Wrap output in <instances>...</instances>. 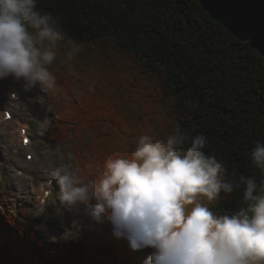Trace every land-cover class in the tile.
Here are the masks:
<instances>
[{"label":"trees","instance_id":"trees-1","mask_svg":"<svg viewBox=\"0 0 264 264\" xmlns=\"http://www.w3.org/2000/svg\"><path fill=\"white\" fill-rule=\"evenodd\" d=\"M37 8L66 33L49 66L58 91L46 104L57 116L45 136L68 151L84 179L96 180L108 159L129 156L139 136L166 138L177 129L205 134L206 155L260 179L249 152L264 142V59L197 0H37ZM68 40L82 45L72 60ZM2 199L0 189V206ZM241 202L237 189L209 207L232 214ZM113 235L108 244L50 247L0 208V264H144L151 249L133 250Z\"/></svg>","mask_w":264,"mask_h":264},{"label":"clouds","instance_id":"clouds-1","mask_svg":"<svg viewBox=\"0 0 264 264\" xmlns=\"http://www.w3.org/2000/svg\"><path fill=\"white\" fill-rule=\"evenodd\" d=\"M65 37L37 0H0V79L58 91L49 66ZM68 42L72 60L82 45ZM208 143L203 133L179 129L160 139L141 135L129 156L108 159L94 181L62 160L51 174L67 206L83 205L84 215L107 221L133 250L151 249L144 264H264V142L249 152L259 180L229 172L223 159L206 155ZM237 189L242 202L234 213L210 209L221 193Z\"/></svg>","mask_w":264,"mask_h":264},{"label":"rangeland","instance_id":"rangeland-1","mask_svg":"<svg viewBox=\"0 0 264 264\" xmlns=\"http://www.w3.org/2000/svg\"><path fill=\"white\" fill-rule=\"evenodd\" d=\"M0 83L6 87L15 84L21 91L20 98L13 101V109L18 108V111L23 114L36 108L35 115L28 120V127L33 138L31 144L36 153L33 158H38V161L30 169L21 163L13 162V155L16 151L14 150L15 152H13V149L8 146L11 144V141H7L8 144L5 145L2 141L3 139L0 137V189L3 192L4 211L10 209L17 216L18 220H23L37 234L46 237L50 247H53L56 243L72 242L76 237H80L83 242L94 241L102 244L112 242L114 240V233L107 221L102 223L96 222L89 217V221L85 223L83 222L84 220H81V218H78L71 212L72 209L81 210L82 205L79 207H69L59 199L60 186L49 169H53L57 161H70L68 159V151L66 157V153L63 152L59 143L48 141L44 136L51 123L47 124L46 122L45 128L41 127L45 125L43 124L44 115H51V121L56 118L53 109L45 102L47 93L43 92L39 86L26 88L23 83L14 81L11 77L0 79ZM3 105L0 104V109L3 108ZM19 115L17 113L15 117L20 118L21 115ZM46 120L49 121V119ZM17 155L21 156V154ZM16 167L24 169V173L28 175L26 183L24 182L23 190L18 188L19 183L12 180L9 181L10 176L15 173ZM47 176L54 178V187L50 196L42 205L43 211L38 212L37 209L41 207V204L38 203L40 193L38 192V188L40 185L45 184L44 177ZM17 177L20 178V176ZM20 191H22V195L19 194ZM15 198H19L17 204L14 202ZM23 213L28 215L27 219L22 217ZM61 218L67 219L66 228L61 226ZM139 254L143 255V252L140 251Z\"/></svg>","mask_w":264,"mask_h":264},{"label":"water","instance_id":"water-1","mask_svg":"<svg viewBox=\"0 0 264 264\" xmlns=\"http://www.w3.org/2000/svg\"><path fill=\"white\" fill-rule=\"evenodd\" d=\"M213 20L264 59V0H197Z\"/></svg>","mask_w":264,"mask_h":264},{"label":"bare ground","instance_id":"bare-ground-1","mask_svg":"<svg viewBox=\"0 0 264 264\" xmlns=\"http://www.w3.org/2000/svg\"><path fill=\"white\" fill-rule=\"evenodd\" d=\"M1 86H2V83H0V88H1ZM14 89H16V91H15L16 97H18L20 95L18 86H16L15 84L11 85V86H7V87L4 85L2 86V88L0 89V104H3L5 102V99H6L5 97L9 96V93L13 92ZM18 98H20V96ZM2 110H3V108L0 109V137L3 139L2 141L4 142L5 145L8 144L7 141H11V144L8 146H10L11 149H13V152L16 151V153H14V155H13V157H14L13 162H16L18 164L21 163L22 165L25 164V166H27V168L30 169L38 161V158H36V157L32 158L30 163L25 162L24 156L26 153H29V152H32L34 154H36V153H35L34 147L31 143L27 144L26 148L20 144V136L18 135V127L19 126L25 127L24 125L28 124V120H30V118L35 115L36 108H33V110H30V111L23 113V114H21L18 111V108H14L12 110L13 113H15V114L18 113L21 115V117L20 118H18V117L12 118V120L11 119L10 120H2V115L4 116V114H2ZM45 123L46 122L43 121V124H45ZM15 136H16V138H15ZM32 139L33 138L31 137L30 140L32 141ZM22 151H23V155H22ZM17 154H21V156H19ZM49 171H52V169H49ZM17 176L18 175L13 173V175L10 176L9 181L12 180V181L20 184V183L26 182V180L28 178V175L26 173H23V177L19 178ZM45 180H46V178H45ZM43 186H45V184H42L39 186L38 192L43 190ZM71 212H73L75 214V216H77L78 218H81V220H84L83 222L86 223L89 221V217L84 215V213H83V205L81 207V210L72 209ZM79 222H80V220H79Z\"/></svg>","mask_w":264,"mask_h":264}]
</instances>
